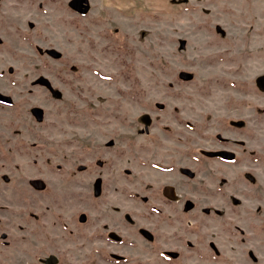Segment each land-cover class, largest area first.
Here are the masks:
<instances>
[{
    "label": "rangeland",
    "instance_id": "obj_1",
    "mask_svg": "<svg viewBox=\"0 0 264 264\" xmlns=\"http://www.w3.org/2000/svg\"><path fill=\"white\" fill-rule=\"evenodd\" d=\"M70 1L0 0V264H264V0Z\"/></svg>",
    "mask_w": 264,
    "mask_h": 264
},
{
    "label": "water",
    "instance_id": "obj_2",
    "mask_svg": "<svg viewBox=\"0 0 264 264\" xmlns=\"http://www.w3.org/2000/svg\"><path fill=\"white\" fill-rule=\"evenodd\" d=\"M70 6L79 13H85L88 10V0H71Z\"/></svg>",
    "mask_w": 264,
    "mask_h": 264
},
{
    "label": "crops",
    "instance_id": "obj_3",
    "mask_svg": "<svg viewBox=\"0 0 264 264\" xmlns=\"http://www.w3.org/2000/svg\"><path fill=\"white\" fill-rule=\"evenodd\" d=\"M148 1V0H147ZM171 0H149L148 3H151L153 6H156L155 8L157 11H162L163 7L165 5H168ZM158 3L161 4V7H159Z\"/></svg>",
    "mask_w": 264,
    "mask_h": 264
},
{
    "label": "flooded vegetation",
    "instance_id": "obj_4",
    "mask_svg": "<svg viewBox=\"0 0 264 264\" xmlns=\"http://www.w3.org/2000/svg\"><path fill=\"white\" fill-rule=\"evenodd\" d=\"M51 260H52V258H51ZM47 261H48L47 259L39 258V262L42 263V264H44V263L46 264V263H48L50 260H49L48 262H47Z\"/></svg>",
    "mask_w": 264,
    "mask_h": 264
},
{
    "label": "bare ground",
    "instance_id": "obj_5",
    "mask_svg": "<svg viewBox=\"0 0 264 264\" xmlns=\"http://www.w3.org/2000/svg\"><path fill=\"white\" fill-rule=\"evenodd\" d=\"M264 82V80H262ZM51 261V260H50Z\"/></svg>",
    "mask_w": 264,
    "mask_h": 264
}]
</instances>
